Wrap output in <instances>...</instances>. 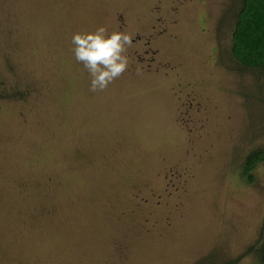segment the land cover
<instances>
[{"label":"rangeland","instance_id":"rangeland-1","mask_svg":"<svg viewBox=\"0 0 264 264\" xmlns=\"http://www.w3.org/2000/svg\"><path fill=\"white\" fill-rule=\"evenodd\" d=\"M239 2L0 0V264H257L264 162L241 170L264 86L231 56ZM99 26L132 35L130 65L91 92L71 37Z\"/></svg>","mask_w":264,"mask_h":264},{"label":"trees","instance_id":"trees-1","mask_svg":"<svg viewBox=\"0 0 264 264\" xmlns=\"http://www.w3.org/2000/svg\"><path fill=\"white\" fill-rule=\"evenodd\" d=\"M239 4L231 35V56L242 70L250 72L264 86V0H240ZM262 162L264 156L260 152L247 156L241 170L246 183H254L253 171ZM246 253L257 264H264V218L257 242Z\"/></svg>","mask_w":264,"mask_h":264},{"label":"clouds","instance_id":"clouds-1","mask_svg":"<svg viewBox=\"0 0 264 264\" xmlns=\"http://www.w3.org/2000/svg\"><path fill=\"white\" fill-rule=\"evenodd\" d=\"M75 60L90 76V91L101 92L121 77L129 68L128 49L132 35L127 32H108L105 26L94 31H80L71 37ZM140 74V70L137 69Z\"/></svg>","mask_w":264,"mask_h":264},{"label":"flooded vegetation","instance_id":"flooded-vegetation-1","mask_svg":"<svg viewBox=\"0 0 264 264\" xmlns=\"http://www.w3.org/2000/svg\"><path fill=\"white\" fill-rule=\"evenodd\" d=\"M148 39H149V38H148ZM148 39H147V40H148ZM149 42H150V40H148L146 44H149Z\"/></svg>","mask_w":264,"mask_h":264}]
</instances>
